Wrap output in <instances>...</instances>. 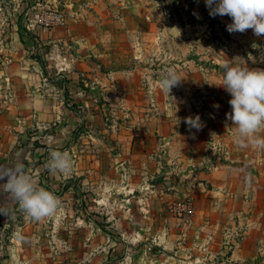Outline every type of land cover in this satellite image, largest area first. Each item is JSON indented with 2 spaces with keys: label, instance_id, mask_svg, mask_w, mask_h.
I'll return each instance as SVG.
<instances>
[{
  "label": "crops",
  "instance_id": "1",
  "mask_svg": "<svg viewBox=\"0 0 264 264\" xmlns=\"http://www.w3.org/2000/svg\"><path fill=\"white\" fill-rule=\"evenodd\" d=\"M38 1L68 13L64 24L34 31L49 52L46 67L30 58L22 26L25 6ZM160 7L0 0V166L22 162L59 201L40 221L8 205L0 264H257L264 149L237 143L226 117L232 97L219 86L225 62L263 68L253 56H233L242 45L214 53L197 22L213 19L210 9L184 23L168 21ZM216 18L228 31L231 18ZM238 34L247 51L263 36ZM170 67L182 80L168 96L158 82ZM196 100L205 108H194ZM196 115L202 127L190 130L184 119ZM211 140L220 144L215 159ZM52 150L69 153L70 174L48 170ZM185 196L192 214L177 219L168 206Z\"/></svg>",
  "mask_w": 264,
  "mask_h": 264
},
{
  "label": "clouds",
  "instance_id": "2",
  "mask_svg": "<svg viewBox=\"0 0 264 264\" xmlns=\"http://www.w3.org/2000/svg\"><path fill=\"white\" fill-rule=\"evenodd\" d=\"M205 2L210 9V16L227 15L231 18L232 23L227 25L230 33H243L251 29L257 37L264 35V0ZM222 67L224 76L219 87L232 97L229 100L231 112L226 117L235 128L237 143L244 144L247 141L257 149H264V138L259 135L264 131V70H249L228 62ZM181 80L175 69L170 67L158 83L160 89L169 96L171 89ZM184 123L190 130H200L202 127L199 115L194 118L186 117ZM46 167L50 172L67 175L73 170V161L68 152L52 150ZM0 193L4 196V199H0V215L7 219L12 215L9 204L18 206L21 212L35 221L52 216L59 208L58 198L52 192L39 187L20 161L0 166Z\"/></svg>",
  "mask_w": 264,
  "mask_h": 264
},
{
  "label": "rangeland",
  "instance_id": "3",
  "mask_svg": "<svg viewBox=\"0 0 264 264\" xmlns=\"http://www.w3.org/2000/svg\"><path fill=\"white\" fill-rule=\"evenodd\" d=\"M152 1V0H151ZM154 3L158 6H167L168 9L170 10L172 16L171 18H167L166 19L168 21H171L172 19L174 20H183L184 23L188 22V23H193L192 21H196L195 20V15H202V13L207 12V10H209V8L206 6V2L205 0H153ZM30 5H26L25 6V10L29 7ZM210 11V10H209ZM200 18V17H199ZM198 24L200 25V28L203 27V32H201V34L203 35V38L206 39L208 38V42L211 41L210 43L212 45H214V48L216 51H214V53H220V54H224V52L221 49H231L232 45H236V47H238V45H242L241 49L239 51L235 50L234 51V57H246L248 59L251 58V56H253V60L256 59L257 64L260 65L263 70H264V35L262 36V38H260L259 44H257L256 47L253 46L251 51H247L245 49V45L247 44H243L240 40L244 39V36H242V34H238V32H233L230 33L229 31H224L221 28L220 22L217 20L216 16L212 19L210 18L209 20H207L206 17H203L202 19H199ZM205 24L209 27L213 28V31H211V33H207L205 31ZM217 24V25H216ZM240 35V37H239ZM208 36V37H207ZM206 43V42H204ZM238 44V45H237ZM168 100V99H167ZM195 104L193 105L194 108L197 107L199 110L202 109V107H204V105L202 104L201 101L196 100V102H194ZM205 108V107H204ZM107 122V119H106ZM202 183V182H201ZM170 183L165 184L166 188L169 187ZM201 186H204V184H200ZM165 189V188H164ZM165 192H170L171 189H165ZM191 201V204H193L194 207V203L193 200L191 198V196H185L184 198L178 200H172L170 202V206L169 210L172 214L173 217L175 218H183V217H179L178 213L176 212V210L178 209V203L182 202V201ZM169 201H167L168 203ZM192 213L187 214L188 216L191 215ZM262 216L264 217V212L262 214ZM248 227V226H247ZM245 227H241V229H237V231L234 233V238H238L239 236H242V234L247 231V228ZM234 249V246L232 248H228L229 251H232ZM259 257L258 259H256L255 261L257 262V264H264V239L263 241L260 243V250H259ZM217 261V260H216ZM224 260H219L216 262V264H221ZM224 264H230L228 262L224 263ZM231 264H234V262H232Z\"/></svg>",
  "mask_w": 264,
  "mask_h": 264
},
{
  "label": "built area",
  "instance_id": "4",
  "mask_svg": "<svg viewBox=\"0 0 264 264\" xmlns=\"http://www.w3.org/2000/svg\"><path fill=\"white\" fill-rule=\"evenodd\" d=\"M161 11L169 19L172 14L167 6L163 5L160 7ZM67 10L63 7H54L48 3H42L38 1L37 3L30 5L23 12L22 26L26 32L27 37V52L33 62L40 63L43 67H46L48 50L45 45L39 40L35 35L34 31L37 28H43L50 30L54 27L62 25L67 19ZM64 69V68H62ZM78 109H83L82 105L78 106ZM211 154L213 159L217 158L219 154H216L220 149V144L216 140H211ZM206 186L205 182H202ZM193 211V204L191 201H182L178 203V209L176 212L179 217H184Z\"/></svg>",
  "mask_w": 264,
  "mask_h": 264
}]
</instances>
